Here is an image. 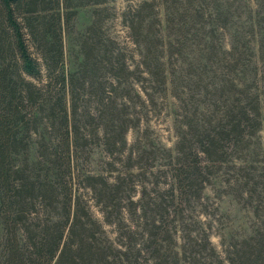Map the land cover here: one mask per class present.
I'll return each mask as SVG.
<instances>
[{
	"label": "trees",
	"instance_id": "1",
	"mask_svg": "<svg viewBox=\"0 0 264 264\" xmlns=\"http://www.w3.org/2000/svg\"><path fill=\"white\" fill-rule=\"evenodd\" d=\"M232 1L140 0L124 15L136 61L104 34L103 10L76 31L82 7L108 0H0V264H264V228L225 261L186 216L214 172L245 171L264 126V66L239 42L226 47ZM158 91L181 116L162 167L127 139ZM94 146L125 171L96 173ZM155 167L160 190L143 185L135 200L137 177ZM207 246L211 262L200 258Z\"/></svg>",
	"mask_w": 264,
	"mask_h": 264
},
{
	"label": "rangeland",
	"instance_id": "2",
	"mask_svg": "<svg viewBox=\"0 0 264 264\" xmlns=\"http://www.w3.org/2000/svg\"><path fill=\"white\" fill-rule=\"evenodd\" d=\"M139 1L108 0L103 6L82 7L77 18L76 31H84L93 22L96 9L103 10L100 15L103 17L101 25L104 34L128 47L129 51L133 52L135 60L138 61L141 59V48L133 42L124 15L136 8ZM232 2L230 29L225 30L224 37L226 47L233 48L239 42L243 48L250 52L245 54L246 61L257 59L259 56V63L264 66L262 51L255 55L258 45L264 47V0H234ZM255 23L256 26H254ZM239 34L243 36L240 41L236 39ZM75 37L78 36L74 35ZM70 42L73 43L72 38ZM170 61L175 62L176 58L172 57ZM259 92L262 94L264 102V84L259 87ZM153 94L156 96V102L149 103L143 111L139 112L141 123L128 133L127 139L129 149L133 150L138 145L143 150L147 148L149 151H157L159 159L154 163L162 167V148L175 149L181 116L178 115V101L170 92L165 94L158 91ZM251 140V148L247 153L249 162L248 159L246 162L239 161L245 171L237 175L229 170L214 172L216 175L212 177V182L205 190L203 197L199 201H194L186 212V216H189L187 220L189 219L191 229L194 227L193 229H196L197 232L205 229L211 236V242L217 254L225 261H230L235 250L239 249L243 243L254 241V238L260 233L259 230L264 228V185L262 184L264 183V126L256 135L251 136ZM94 147L96 156H94L93 167L97 170H95L96 173H103L102 175L115 178L118 176V171H125H116L109 164L107 165L106 162L113 161V158L109 159L103 155L100 146L101 149L97 146ZM119 169H124V167L119 166ZM153 170L154 172L145 176L146 178L137 177L133 191L135 194H132L135 200L142 198L143 185L148 186L153 197L156 195V188L160 190V186H156L155 177H153L157 167ZM236 177L241 178L244 187L237 185V182L232 184ZM87 196L92 198L90 194ZM94 211L99 218L103 219L99 212V206L94 205ZM107 228L111 231V235L115 234V227L107 226ZM2 231L0 219V237ZM197 232H194L195 236H199ZM199 239H202L201 236ZM201 249L203 250L200 256L202 261L211 262L216 258L210 250L211 246Z\"/></svg>",
	"mask_w": 264,
	"mask_h": 264
}]
</instances>
